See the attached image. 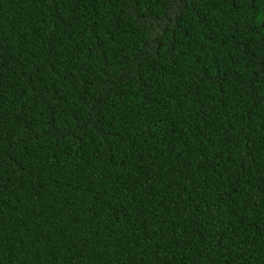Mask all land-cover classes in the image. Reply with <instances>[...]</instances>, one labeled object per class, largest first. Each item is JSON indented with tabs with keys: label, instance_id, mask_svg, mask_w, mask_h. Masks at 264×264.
Wrapping results in <instances>:
<instances>
[{
	"label": "trees",
	"instance_id": "obj_1",
	"mask_svg": "<svg viewBox=\"0 0 264 264\" xmlns=\"http://www.w3.org/2000/svg\"><path fill=\"white\" fill-rule=\"evenodd\" d=\"M0 264H264V0H0Z\"/></svg>",
	"mask_w": 264,
	"mask_h": 264
}]
</instances>
